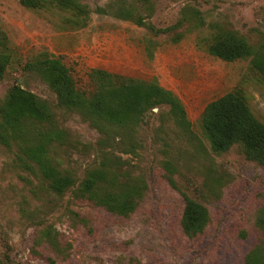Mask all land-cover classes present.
<instances>
[{"label":"rangeland","instance_id":"374dc122","mask_svg":"<svg viewBox=\"0 0 264 264\" xmlns=\"http://www.w3.org/2000/svg\"><path fill=\"white\" fill-rule=\"evenodd\" d=\"M79 1L89 10L85 25L83 13L62 6L30 9L21 0H0V52L12 56L0 79V105L14 84L56 105L48 82L25 65L49 52L82 89L93 88L94 69L157 80L180 97L189 122L179 124L160 105L133 137L124 130L109 135L80 113L56 109L68 137L48 144L51 159L77 182L100 167L138 189L127 214L73 188L52 191L38 166L18 161L17 144L0 142V264H247L249 253L264 251V166L242 143L215 151L201 115L209 102L237 91L264 122V74L252 56L226 61L209 51L223 30L263 46L264 0H154L150 17L134 0ZM118 3L134 5L158 28H176L154 33L113 15ZM188 197L208 211L193 234L182 226Z\"/></svg>","mask_w":264,"mask_h":264},{"label":"trees","instance_id":"16d2710c","mask_svg":"<svg viewBox=\"0 0 264 264\" xmlns=\"http://www.w3.org/2000/svg\"><path fill=\"white\" fill-rule=\"evenodd\" d=\"M134 1L140 3L148 17L152 16L154 0ZM21 3L30 9L56 5L83 13V25L90 18L87 6L79 0H21ZM119 4L113 15L132 20L154 33H169L176 28V25L158 28L134 5ZM108 9L98 10L107 13ZM183 16L188 19L186 13ZM209 51L226 61L252 56L253 66L264 74V45L254 47L235 30H223L216 34ZM11 60L10 53L0 52V79L5 76ZM25 65L38 71L48 82L56 94V105L14 84L0 105V142L8 147L17 144L20 148L18 161L30 169L38 166L52 191L62 194L73 188L78 196L96 205L116 213H130L140 192L122 184L117 174L110 179L109 169L91 168L77 182L72 175L63 173L51 159L48 144H63L68 137L67 130L57 124L56 109L80 113L93 126L109 135L113 131H125L133 137L131 134H135L144 115L160 105L169 106V113L176 122L187 124L186 109L180 97L155 79H122L121 75L104 69H94L90 74L93 88L82 89L68 65L49 52L42 53ZM201 125L215 151L223 152L235 143H242L247 156L264 166V122L254 115L239 92L232 91L209 102L202 112ZM207 218L208 211L203 204L186 198L182 219L186 233L201 231ZM247 264H264V251L249 253Z\"/></svg>","mask_w":264,"mask_h":264}]
</instances>
